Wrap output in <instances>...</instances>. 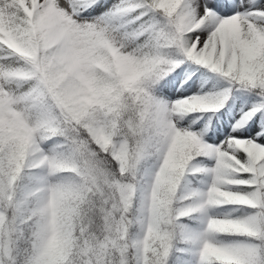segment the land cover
Returning a JSON list of instances; mask_svg holds the SVG:
<instances>
[{
    "label": "snow or ice",
    "instance_id": "1",
    "mask_svg": "<svg viewBox=\"0 0 264 264\" xmlns=\"http://www.w3.org/2000/svg\"><path fill=\"white\" fill-rule=\"evenodd\" d=\"M0 264H264V0H0Z\"/></svg>",
    "mask_w": 264,
    "mask_h": 264
}]
</instances>
